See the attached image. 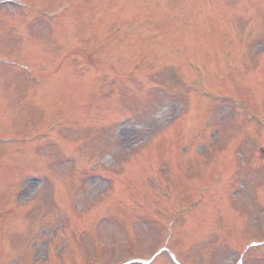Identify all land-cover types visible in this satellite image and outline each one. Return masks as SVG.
<instances>
[{"label": "rangeland", "instance_id": "rangeland-1", "mask_svg": "<svg viewBox=\"0 0 264 264\" xmlns=\"http://www.w3.org/2000/svg\"><path fill=\"white\" fill-rule=\"evenodd\" d=\"M21 1L0 264H264V0Z\"/></svg>", "mask_w": 264, "mask_h": 264}, {"label": "bare ground", "instance_id": "bare-ground-1", "mask_svg": "<svg viewBox=\"0 0 264 264\" xmlns=\"http://www.w3.org/2000/svg\"><path fill=\"white\" fill-rule=\"evenodd\" d=\"M206 207V206H205Z\"/></svg>", "mask_w": 264, "mask_h": 264}]
</instances>
